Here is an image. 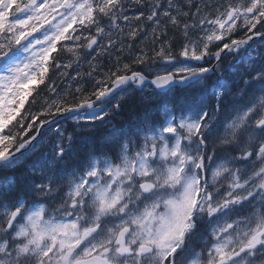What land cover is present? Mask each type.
Wrapping results in <instances>:
<instances>
[{
	"label": "snow or ice",
	"instance_id": "snow-or-ice-1",
	"mask_svg": "<svg viewBox=\"0 0 264 264\" xmlns=\"http://www.w3.org/2000/svg\"><path fill=\"white\" fill-rule=\"evenodd\" d=\"M256 38L264 0H0V264H264Z\"/></svg>",
	"mask_w": 264,
	"mask_h": 264
},
{
	"label": "trees",
	"instance_id": "trees-1",
	"mask_svg": "<svg viewBox=\"0 0 264 264\" xmlns=\"http://www.w3.org/2000/svg\"><path fill=\"white\" fill-rule=\"evenodd\" d=\"M129 15H132V11L129 12ZM150 37H149V40H146L143 42V44H138V47L139 46H142V47H145L146 49L148 48L149 44H150ZM102 59H104L102 57ZM63 63H67L69 62L67 59L63 60L62 61ZM226 67V65H224ZM89 65L86 61H81V64L80 66L78 67L75 63H73V66L72 68L70 69H67V73L69 75V78H64V77H61V76H57V75H54L52 78L54 80H57L58 81V86L59 88H66L67 85L71 84L72 87H76V82L75 81H72L70 79L71 76H75L77 72L80 73V83L81 85H83L84 87H89L90 84H91V81L88 80V77L86 75V73L89 71ZM64 71V70H62ZM46 91L45 92H41V95L39 97L36 98V102L35 104L32 105V107L29 109V106L28 104L26 103L25 105V108L28 109L29 111L31 112H39L43 107H44V104L42 102V98L46 95ZM31 97L29 98V101H31ZM23 114V112H22ZM65 121H61V123H64ZM66 124H70L68 122H65ZM71 131V128L69 129Z\"/></svg>",
	"mask_w": 264,
	"mask_h": 264
},
{
	"label": "rangeland",
	"instance_id": "rangeland-1",
	"mask_svg": "<svg viewBox=\"0 0 264 264\" xmlns=\"http://www.w3.org/2000/svg\"><path fill=\"white\" fill-rule=\"evenodd\" d=\"M257 47H264V44L263 43L262 44H259V46H256L255 48H257ZM137 95H139V94H137ZM66 122H68L70 124H66L65 123L63 126L64 127H67L68 129H70L71 128V122L70 121H66ZM51 135H52V133L49 130H47V131L46 130L45 131L43 130L42 136L44 137L45 140L51 138ZM48 150L51 151V148L49 147Z\"/></svg>",
	"mask_w": 264,
	"mask_h": 264
},
{
	"label": "flooded vegetation",
	"instance_id": "flooded-vegetation-1",
	"mask_svg": "<svg viewBox=\"0 0 264 264\" xmlns=\"http://www.w3.org/2000/svg\"><path fill=\"white\" fill-rule=\"evenodd\" d=\"M201 1V0H200ZM238 35H243V33H238ZM243 55V53H241ZM239 57H233L232 55H224L223 62L224 64L228 65L231 62L238 61Z\"/></svg>",
	"mask_w": 264,
	"mask_h": 264
},
{
	"label": "water",
	"instance_id": "water-1",
	"mask_svg": "<svg viewBox=\"0 0 264 264\" xmlns=\"http://www.w3.org/2000/svg\"><path fill=\"white\" fill-rule=\"evenodd\" d=\"M255 41H259V39H258V38H256V40H255ZM46 126H47V125H46ZM46 126H45V127H46ZM45 127H44V128H45Z\"/></svg>",
	"mask_w": 264,
	"mask_h": 264
},
{
	"label": "bare ground",
	"instance_id": "bare-ground-1",
	"mask_svg": "<svg viewBox=\"0 0 264 264\" xmlns=\"http://www.w3.org/2000/svg\"><path fill=\"white\" fill-rule=\"evenodd\" d=\"M197 2H201L200 0H197Z\"/></svg>",
	"mask_w": 264,
	"mask_h": 264
}]
</instances>
